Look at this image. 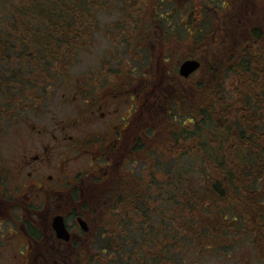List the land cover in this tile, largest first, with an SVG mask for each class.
Here are the masks:
<instances>
[{"label": "trees", "instance_id": "trees-1", "mask_svg": "<svg viewBox=\"0 0 264 264\" xmlns=\"http://www.w3.org/2000/svg\"><path fill=\"white\" fill-rule=\"evenodd\" d=\"M148 1L150 3L153 0ZM170 2L172 4L168 5L171 7L170 10L166 9V14L162 7H159L162 12L156 13L168 25L171 22L168 19L177 17V14L195 18L199 13L198 8L202 7L189 6V0ZM218 2L221 3L219 8H224L237 1ZM149 3L146 4L145 0H19L9 6L6 26L0 27V109L4 108L5 118L12 117L17 109L13 100L18 99L22 109L26 104L31 106L38 102L35 97L43 96L41 90L49 82L54 83L57 74L67 73L68 62L76 59L80 51L91 48L92 36L98 27L101 13L112 10L118 4L120 14L125 17L119 21H132L136 27L131 30L136 32L141 29V34L148 37L144 26L151 23L149 19L145 21L150 9ZM241 7L232 12V16H225L228 29L226 40L230 45L226 69L235 72L241 80L244 77L252 79L257 87L242 94L240 83L238 92L231 97L215 87L208 88L207 101L211 106H202L200 113L193 110L194 113L188 112L181 117L171 111L162 114L166 117L171 113L174 126L181 128V120L183 123L181 133L180 129L170 130L169 147L165 149L161 142L153 146L147 144L137 147L140 152L138 159H133L135 165L132 167V180L122 175L103 181L102 190L111 188L103 201L107 202L105 213L113 210V222L106 225L101 223L102 227L92 238L90 247L100 245V254L95 253V261L99 264H137L134 260L135 250H138L136 257L141 261L140 264H148L146 258L149 257L150 245L156 243L163 244L164 253H168L157 257L162 259L163 264H203V260L207 263V256L201 248L196 250L197 261L186 262L181 256L176 260L175 255L169 252L170 246L164 244L165 230L162 226L172 221L169 215L177 218L174 233L179 237L191 233L199 236V232L193 228L201 225L199 218L203 213L207 214L204 217L210 219V222L201 228L206 226L208 233H211L210 226L214 229L218 220V225L223 227L221 238L224 234L226 240L223 244H216L220 235L215 234L217 230L214 231L212 243L207 246L208 255L213 257L218 256L223 260L227 255L232 256L240 243L249 245L251 250L260 245L264 248V225L258 228L264 221L254 220L260 212L264 216V208L257 204L260 184L264 182V122L258 117L260 106L252 104L257 98L260 99L258 104L264 103V23L260 21L264 14L254 10L252 1L245 0ZM154 8L151 5V10ZM192 23L193 20L187 18L186 23L181 26L179 24L185 38L187 34L192 36ZM213 24L214 18L203 13L201 28L204 25L210 28ZM113 34L107 33L112 43L115 42ZM141 46L145 51L150 48L147 43L140 45L138 50H143ZM164 56L168 60L167 66L172 64L168 71H176L177 64L167 52ZM217 61H211L213 69L219 65ZM127 70L128 67L119 72L118 68L117 73L121 75ZM27 98L29 100L23 105V99ZM225 103L227 107H223ZM5 104L7 110L10 106L12 116L5 110ZM214 112L223 118L226 114L232 119L231 124L234 126L231 125V130L235 127V133L231 134L230 125L222 124L219 118L215 119ZM184 116H189L188 122ZM158 128L163 132L162 125L157 128L151 126L148 137ZM190 152L193 155L189 158L191 163L196 160L202 163L199 165V173L204 176V181L200 183V188L192 180L191 176L195 173L187 175L183 171L186 167L181 168V158ZM109 170L108 176L112 167ZM150 197L156 199L157 210L149 206ZM153 210L158 216H163L162 221L158 220L155 226L149 220L154 214ZM134 215L141 217L139 224L142 227L128 230V226H134ZM230 228L235 230L234 234L229 232ZM106 236L112 238L110 242H103ZM113 239L116 243H112ZM129 247L133 249L132 252ZM219 247L226 250H219ZM185 248V245L180 247L181 250ZM193 248L196 249V246ZM86 256L88 254L85 253Z\"/></svg>", "mask_w": 264, "mask_h": 264}, {"label": "flooded vegetation", "instance_id": "flooded-vegetation-1", "mask_svg": "<svg viewBox=\"0 0 264 264\" xmlns=\"http://www.w3.org/2000/svg\"><path fill=\"white\" fill-rule=\"evenodd\" d=\"M164 36L159 24L149 54L135 58L147 65L128 67L119 75L110 59L100 71L86 73L74 85L72 97L63 96L66 102L77 103L73 119H54L52 115L42 124L18 128L16 154L10 161L0 159V257L14 251L19 264H72L85 258L80 249L102 227L101 216L107 207L103 198L111 188L102 190L103 181L122 175L132 180L133 159H138L137 147L148 144L151 120L161 124L164 119V89L181 84L175 69L168 71L172 64L167 66L166 51L154 53ZM181 63V59L176 61ZM156 75L159 79L154 83ZM166 76L171 79L166 81ZM152 85L163 89L162 95L151 93ZM52 86L49 82L36 101L47 102ZM31 106H36L37 116L47 113ZM29 107L17 105L13 117L21 121ZM260 191L257 204L264 208V182ZM255 219L264 221L263 213ZM56 220L63 222L67 234L57 231ZM233 257L224 259L228 263ZM243 257L249 264H264V248L249 249Z\"/></svg>", "mask_w": 264, "mask_h": 264}, {"label": "rangeland", "instance_id": "rangeland-1", "mask_svg": "<svg viewBox=\"0 0 264 264\" xmlns=\"http://www.w3.org/2000/svg\"><path fill=\"white\" fill-rule=\"evenodd\" d=\"M184 2L185 0H153L149 3L148 0H145L146 4H150V9L148 12V17H146L145 21L149 19L151 22L150 25L145 24L146 34H148V37L144 34H141V29L139 31H132L134 27H136L135 24H133L132 21H119L120 19H124V15H121L120 8L118 4L112 9L107 10L104 13H101L99 15V23L98 27L95 30L93 34L91 44V48L88 51H80L77 55V58L74 60H71L68 62L67 73L64 75L61 73L60 75L57 74L56 80L53 83V86L48 90L49 95L51 98L45 102L46 100H41L38 102H35L31 105H37L39 107L44 108L45 115H35V109L36 106H30L29 111H27L25 114L22 115L21 121L16 119V116H12L11 114V108L9 106V110L6 109L7 105L5 104V110L8 111L12 117L8 116L5 118L3 109H0V159L5 161H10L13 159V156L16 154V150L18 148V135L17 130L18 128H24V126L27 124L28 127H30L32 124H42L46 121H49V118L53 115L54 119H73L77 115V103L73 102L72 99L70 101L66 102V100L63 98L64 95L71 98L74 85H76L79 81L83 79V77L86 75V73L97 70L100 71L102 68V64L109 63V60L111 59V63L116 65V68H120V71L122 69H125L127 67L132 66H139V65H147V61L144 62H138L135 58L142 56L145 58L148 51L145 50H138L140 45H145L147 43L151 44L155 41H152L153 38L155 40L156 37V27L159 26V24L162 26L163 31L165 32V36L162 39L161 43L156 45V48H160L161 50H165L172 61L176 63L178 59H186L189 57L193 58H199L202 59L204 66L188 79H182L180 86H176V88L170 86L164 89V97L161 101L163 113H167L168 111H171L172 113H175L177 116L187 115L188 112L194 113L193 110H197V113L201 112L202 106H211L210 102H208V95L206 93V90L208 88L217 89L219 92L224 91L229 95L230 97L233 95V93L238 92V86L241 83V89L240 93L246 94L248 93V89H252L254 87H257V84L252 81V79H248L247 77H244V79H239L238 75L235 72L227 71L226 64L229 60V41L226 40L228 37V29L226 24V17L225 16H232V12H234L238 7L242 6L245 0H236L237 2L233 4H229L228 6H224V8H219L221 6V3L218 2V0H214V2H211L210 0H189L190 3L188 5H192V7H200L199 13L195 18L190 19L187 14L183 15L182 17L180 14H177V17L169 18L171 22L168 23L166 20L160 15L156 14L157 12H162V10H159V7H162V9L165 11L166 9L170 10V5L172 2ZM227 1V0H226ZM235 1V0H234ZM252 1V6L254 10L258 13L264 14V0H248ZM19 0H0V27L2 25L6 26V20L7 15H9V6L13 5L14 3H18ZM4 4V5H3ZM151 5L155 6L154 9L151 10ZM6 6V7H4ZM226 7V8H225ZM173 8V7H172ZM242 9V7H241ZM241 9L239 10V13H241ZM172 11H170L171 15ZM203 13L208 15L212 18H214V24L207 28V25H204L201 28V21L203 19ZM164 14V16H165ZM193 20V23L191 24V31L192 36L187 34V38H185V35L183 34V28L180 26L183 23H186V19ZM176 20V21H175ZM261 23H264V18L260 20ZM180 24V26H179ZM8 26V25H7ZM171 27H174L171 29ZM198 28V29H196ZM1 30V29H0ZM113 34V37H115V42L112 43L107 38V33ZM129 34V35H128ZM145 41H147L145 43ZM137 49V50H136ZM160 51L154 52L156 55L159 54ZM218 60L217 67L213 69V64L211 61ZM161 73L164 75V70L161 69ZM119 74V73H118ZM166 74V73H165ZM123 75V74H121ZM162 75V76H163ZM159 78H153L154 83L158 82ZM167 79H171L169 76H166ZM152 80V79H150ZM206 82V83H203ZM202 85H201V84ZM210 85V86H208ZM43 87V86H42ZM158 87H153V85L150 88L151 93H158L161 94V90L163 89H157ZM27 89V88H26ZM25 92H28L25 90ZM29 98L23 99V105L25 102H27ZM260 99L257 98L254 103L256 105L260 106V109L258 110V117H261V121L264 122V103L258 104V101ZM15 102V106L19 105L21 106V103L17 100H13ZM160 101V102H161ZM211 101V100H210ZM8 103V102H7ZM213 103V102H212ZM158 107V106H156ZM223 107H227V104ZM240 107V106H238ZM238 109V108H237ZM12 112H14L12 110ZM34 112V113H33ZM162 113V114H163ZM223 113V109L221 107V114ZM189 116H184L185 120L188 122ZM213 117L216 119L219 118L222 124L227 123L229 126V130L232 133H235L236 128L233 127L231 130V127L234 126L231 124V120L226 114L225 117H221L219 113L216 114V112L213 113ZM197 119L199 117L197 116ZM228 120V121H227ZM162 121V127L163 132L160 128L155 130L154 133L151 132L150 137H148L147 143L149 146H153L157 142L163 143V146H165V149L169 147V141L168 139L171 138L169 132L172 129L179 130L181 133L183 123L181 120V128L179 126H174L171 119V113L167 114L166 117L164 116V119ZM152 123L156 125H152L153 128H157L158 125L161 124L158 123V120H152ZM230 122V123H229ZM158 124V125H157ZM232 125V126H231ZM207 129L204 131L206 132ZM71 134L76 135V132L74 130L70 131ZM161 134V135H160ZM171 145V144H170ZM192 153L185 154V157L181 158V168L186 167L185 170H183L187 175L188 173L194 172L195 174L191 176L195 182L196 187L200 188L201 182L204 181V176H201L199 173V165L202 164L200 161L196 160L194 163H191L189 161V158L193 155ZM188 170V171H187ZM257 170V169H256ZM168 187V185H166ZM169 188V187H168ZM172 189V187L170 186ZM149 206L153 207L155 210H157V201L156 199H153L150 197L148 200ZM171 205V204H170ZM114 208V205L112 206ZM153 210L152 212L154 213ZM112 213H111V212ZM110 211H107L105 214L101 216V223H110L113 222V210L110 209ZM165 212L162 210V214ZM169 213V212H168ZM210 213V212H209ZM202 216L199 218V221L201 225L198 227L197 225L193 228L195 232H199V236H195L193 233L186 234L184 237L176 236L174 233V225L175 220L177 218L174 215H169L172 219L169 220L164 225L165 230V245L170 246V253L175 255V259L177 260L179 256L183 257L186 262L189 261H197L196 260V250L202 249V251L207 256L208 262L205 263V260H203V264H249L248 258L243 257L246 253H248L250 247L247 244L240 243L239 246H236L235 253L232 255L235 259H229V262L226 263V259L219 258L218 256L213 257L212 255H208L209 251H207V246H210L213 240L214 231L215 234L220 237H218V241H216V244H223V242L226 240L224 237V234H221L223 232V227H220L217 223L218 220H216V224L214 225V229L210 226L209 229L206 231V226L202 227L203 224H207L210 222V219H207L204 217L207 214L203 213ZM167 217V216H166ZM134 218V226H128V230L130 229H136L141 228L142 226L139 224L140 216H133ZM163 218V216H158L157 214H152L149 217V220L152 222L155 226L157 221ZM212 221V220H211ZM150 222V223H151ZM211 224H214L213 222ZM161 226V227H162ZM127 230V231H128ZM158 230V229H156ZM230 233H235V230L230 228ZM135 232H133L134 234ZM142 234V231L141 233ZM104 241L110 242V237L106 238L104 237ZM112 243H116L115 240H111ZM118 242H120L118 240ZM132 242V241H131ZM135 243V241H134ZM183 245L186 246V248L183 250L180 249V247ZM196 246V249L193 248V246ZM133 248V246H132ZM219 250H226L224 247L220 248ZM81 252H85L88 254L81 262H74L72 264H99L97 261H95V258L98 253L100 254V245H94L93 247L86 246L82 247L80 249ZM129 251L132 252L133 249L129 247ZM14 251H9L8 253L5 252L4 255L0 257V264H19L15 261L13 258ZM161 254L167 255L168 253L163 250V244H151L149 248V257L146 258L148 264H163L160 257ZM85 255V254H84ZM138 255V250H135L134 252V260L137 264H140V260L136 257ZM164 255V256H165ZM222 255H225L223 253ZM241 258V259H237ZM134 261V262H135Z\"/></svg>", "mask_w": 264, "mask_h": 264}, {"label": "water", "instance_id": "water-1", "mask_svg": "<svg viewBox=\"0 0 264 264\" xmlns=\"http://www.w3.org/2000/svg\"><path fill=\"white\" fill-rule=\"evenodd\" d=\"M200 66V62L195 59L186 60L182 63L180 67V72L183 76H188L192 72H194L196 69H198ZM55 227L57 228V231L60 233H65V227L61 220H59L57 223H55Z\"/></svg>", "mask_w": 264, "mask_h": 264}]
</instances>
